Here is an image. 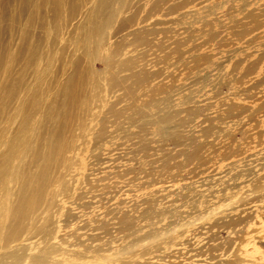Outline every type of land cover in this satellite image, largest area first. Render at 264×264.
I'll return each mask as SVG.
<instances>
[{
  "label": "rangeland",
  "instance_id": "374dc122",
  "mask_svg": "<svg viewBox=\"0 0 264 264\" xmlns=\"http://www.w3.org/2000/svg\"><path fill=\"white\" fill-rule=\"evenodd\" d=\"M172 4L145 5L137 29L155 34L130 55L153 76L138 103L170 102L180 127L143 136L123 90L112 109L114 99L95 104L87 123L95 135L106 122L105 139L90 135L56 222L88 264H264V0H185L187 17L169 14Z\"/></svg>",
  "mask_w": 264,
  "mask_h": 264
},
{
  "label": "bare ground",
  "instance_id": "6f19581e",
  "mask_svg": "<svg viewBox=\"0 0 264 264\" xmlns=\"http://www.w3.org/2000/svg\"><path fill=\"white\" fill-rule=\"evenodd\" d=\"M171 2L169 14H190L185 0H0V264H88L53 210L72 198L68 178L84 170L90 137L105 139L106 122L95 135L87 123L95 104L114 99L112 109L123 90L132 100L123 111L143 136L150 126L164 137L180 127L170 102L138 103L153 76L130 55L155 34L137 29L145 5L159 12ZM122 115L113 111L114 121ZM121 224L135 231L130 216ZM147 237L158 242L154 231Z\"/></svg>",
  "mask_w": 264,
  "mask_h": 264
}]
</instances>
